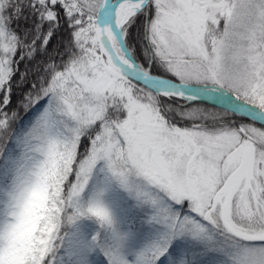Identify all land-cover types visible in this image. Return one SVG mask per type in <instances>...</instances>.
I'll use <instances>...</instances> for the list:
<instances>
[{
  "label": "snow or ice",
  "instance_id": "snow-or-ice-1",
  "mask_svg": "<svg viewBox=\"0 0 264 264\" xmlns=\"http://www.w3.org/2000/svg\"><path fill=\"white\" fill-rule=\"evenodd\" d=\"M0 264H264V0H0Z\"/></svg>",
  "mask_w": 264,
  "mask_h": 264
}]
</instances>
